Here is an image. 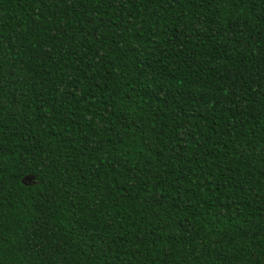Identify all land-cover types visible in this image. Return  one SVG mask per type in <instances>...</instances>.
Listing matches in <instances>:
<instances>
[{"label":"trees","instance_id":"trees-1","mask_svg":"<svg viewBox=\"0 0 264 264\" xmlns=\"http://www.w3.org/2000/svg\"><path fill=\"white\" fill-rule=\"evenodd\" d=\"M0 264H264V0H0Z\"/></svg>","mask_w":264,"mask_h":264}]
</instances>
